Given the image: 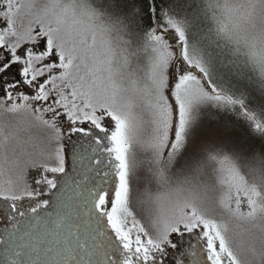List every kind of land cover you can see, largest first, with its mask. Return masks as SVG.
<instances>
[{"label": "snow or ice", "instance_id": "1", "mask_svg": "<svg viewBox=\"0 0 264 264\" xmlns=\"http://www.w3.org/2000/svg\"><path fill=\"white\" fill-rule=\"evenodd\" d=\"M0 264H264V0H0Z\"/></svg>", "mask_w": 264, "mask_h": 264}, {"label": "trees", "instance_id": "2", "mask_svg": "<svg viewBox=\"0 0 264 264\" xmlns=\"http://www.w3.org/2000/svg\"><path fill=\"white\" fill-rule=\"evenodd\" d=\"M68 196H69V198L67 199L68 203L64 210L68 212L67 216L70 215L72 217L74 212L76 211V208H75L76 201L72 198L71 192H69ZM73 205L74 207L72 208ZM48 243H51V241H48ZM50 258L51 257H46L45 259H50Z\"/></svg>", "mask_w": 264, "mask_h": 264}, {"label": "rangeland", "instance_id": "3", "mask_svg": "<svg viewBox=\"0 0 264 264\" xmlns=\"http://www.w3.org/2000/svg\"><path fill=\"white\" fill-rule=\"evenodd\" d=\"M67 203H68V200H67ZM67 203H66V205H67ZM74 207V205L72 206V208ZM63 214H65V215H67L68 214V212L67 211H65L64 210V213ZM74 215H75V212H74V214H73V216L72 217H74ZM69 217H71L70 215H68ZM43 230V229H42ZM50 241V240H49ZM47 242V241H46Z\"/></svg>", "mask_w": 264, "mask_h": 264}, {"label": "flooded vegetation", "instance_id": "4", "mask_svg": "<svg viewBox=\"0 0 264 264\" xmlns=\"http://www.w3.org/2000/svg\"><path fill=\"white\" fill-rule=\"evenodd\" d=\"M42 231H43V230H42ZM46 241H47V243H48L49 240H46ZM45 258H46V257H44V256H41V257H40V259H42V260L45 259Z\"/></svg>", "mask_w": 264, "mask_h": 264}]
</instances>
